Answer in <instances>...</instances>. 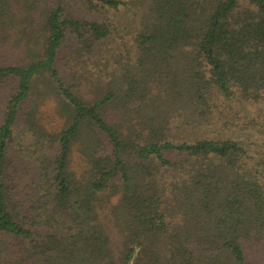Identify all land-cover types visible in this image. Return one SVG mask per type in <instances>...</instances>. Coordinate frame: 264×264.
I'll list each match as a JSON object with an SVG mask.
<instances>
[{"label":"trees","instance_id":"1","mask_svg":"<svg viewBox=\"0 0 264 264\" xmlns=\"http://www.w3.org/2000/svg\"><path fill=\"white\" fill-rule=\"evenodd\" d=\"M0 50V264H264V149L230 132L264 0H0Z\"/></svg>","mask_w":264,"mask_h":264},{"label":"rangeland","instance_id":"2","mask_svg":"<svg viewBox=\"0 0 264 264\" xmlns=\"http://www.w3.org/2000/svg\"><path fill=\"white\" fill-rule=\"evenodd\" d=\"M73 47V40L72 37H68L66 43L64 44V49L67 51L70 48ZM15 62V56L9 55L7 56L5 52L0 50V63H13ZM66 65L67 63L63 61L62 66ZM90 68V65H89ZM97 71V70H96ZM2 96L0 94V100ZM3 102L0 103V121L2 119V107ZM236 107V106H234ZM237 108V107H236ZM251 114L249 116L251 120L243 121L240 119H234L235 122V130L231 133H234L240 137H243V140L250 138V141L252 143L251 149L253 152H258L264 149V146L262 144L264 143V96L262 97V100H260L258 103H255L252 105L251 109H249ZM230 133V134H231Z\"/></svg>","mask_w":264,"mask_h":264}]
</instances>
